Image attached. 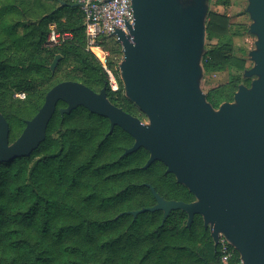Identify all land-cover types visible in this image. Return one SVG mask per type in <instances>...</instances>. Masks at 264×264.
Returning a JSON list of instances; mask_svg holds the SVG:
<instances>
[{"label":"trees","instance_id":"16d2710c","mask_svg":"<svg viewBox=\"0 0 264 264\" xmlns=\"http://www.w3.org/2000/svg\"><path fill=\"white\" fill-rule=\"evenodd\" d=\"M206 20L208 36L227 43L204 52L203 70L242 72L245 61L230 55L227 18L208 12ZM50 24L71 38L48 48ZM110 39L103 38L102 47ZM56 55L61 59L51 72ZM107 66L113 69L108 57ZM65 81L95 93L106 84L109 101L136 114L122 86L112 91L101 64L86 50L78 6L68 0H0V113L9 126V144L37 114L46 93ZM239 84L238 78L229 80L207 92L206 101L214 109L231 103ZM17 92L25 94L24 101L8 104ZM65 106L57 104L37 149L0 164V264H222L201 216L187 227L180 210L163 225L161 211L127 214L155 205L150 188L167 201L191 203L194 196L162 163L144 169L146 150L122 157L134 143L126 132L115 127L109 133L105 118L82 107L61 116ZM231 252L227 264H238V253Z\"/></svg>","mask_w":264,"mask_h":264},{"label":"water","instance_id":"95a60500","mask_svg":"<svg viewBox=\"0 0 264 264\" xmlns=\"http://www.w3.org/2000/svg\"><path fill=\"white\" fill-rule=\"evenodd\" d=\"M131 0L134 22L127 33L111 38L121 45L119 65L126 97L147 117L148 123L114 106L106 84L95 93L85 85L65 81L45 95L37 114L25 122L20 136L9 144V126L0 114V164L29 156L46 138V127L56 106L59 114L82 107L130 135L134 143L125 157L140 148L149 158L143 166L162 163L194 196L195 201L164 200L150 188L156 203L127 212L187 214L186 226L199 215L210 232L214 248L223 235L242 264H264V0H247L256 36L254 62L245 76H256L251 86H239L231 103L214 109L202 94L199 65L205 34L207 0ZM77 6V4H74ZM61 59L56 55L49 70Z\"/></svg>","mask_w":264,"mask_h":264},{"label":"rangeland","instance_id":"374dc122","mask_svg":"<svg viewBox=\"0 0 264 264\" xmlns=\"http://www.w3.org/2000/svg\"><path fill=\"white\" fill-rule=\"evenodd\" d=\"M189 0L185 3H188ZM207 12H214L219 15H223L227 18L229 24V37L230 42L228 43L231 46L230 55H233L237 58H241L245 61V69L242 72H238L235 69L227 68L222 72L216 73H207L203 70L202 67V56L207 49L215 48L221 44L227 43L226 39H218L217 37H209L206 29L203 39L202 46V56L199 62V65L202 69L201 79L199 81V88L206 96L207 92L212 89L219 88L225 85L229 80L233 78L239 79V86H244L249 88L253 80L257 79L256 76L247 77L245 76V71L252 69L254 62L250 57V52L256 49L255 43L257 38L255 35L249 32V26L253 23L249 14L246 11L248 2L247 0H207ZM206 17L204 19V27L206 25ZM104 50L108 53V58L113 67V74L117 86V90L122 86V95L130 101L124 91V86L120 77L119 65L123 59L122 47L118 44L115 39H110L103 42ZM50 48V47H48ZM112 49L117 50V53H113ZM40 90H44L41 88ZM116 90V91H117ZM18 93V92H17ZM9 97L7 103L12 106H17L18 102L24 101V99H19L15 95ZM109 100V99H108ZM131 102V101H130ZM135 106L136 114L134 117L138 118L142 123H148L147 117ZM1 114V113H0ZM2 115V114H1ZM55 136V135H53ZM15 142V141H14ZM13 143V142H12ZM11 143V144H12Z\"/></svg>","mask_w":264,"mask_h":264},{"label":"built area","instance_id":"2783aa9c","mask_svg":"<svg viewBox=\"0 0 264 264\" xmlns=\"http://www.w3.org/2000/svg\"><path fill=\"white\" fill-rule=\"evenodd\" d=\"M68 1L77 4L82 12L86 50L91 52L99 61L105 72L107 85L112 91H116L117 86L113 71L107 66L108 53L103 49L101 40L106 37L111 38V35L116 30L127 33V26H132L134 22L131 0ZM70 38V34H61L57 31L54 24H50L48 27L46 46L50 48L58 47ZM15 96L19 99L25 98L24 93H17ZM217 247H219L221 263L227 264L232 255V246L223 235H219ZM238 264H242V262L239 261Z\"/></svg>","mask_w":264,"mask_h":264},{"label":"flooded vegetation","instance_id":"af4514ba","mask_svg":"<svg viewBox=\"0 0 264 264\" xmlns=\"http://www.w3.org/2000/svg\"><path fill=\"white\" fill-rule=\"evenodd\" d=\"M106 120H107V119H106ZM107 121H108V120H107ZM108 123H109V122H108ZM194 201H195V198H194ZM194 201H193V202H194ZM204 229H205V228H204ZM207 230H208V229H207Z\"/></svg>","mask_w":264,"mask_h":264},{"label":"crops","instance_id":"0c3cea01","mask_svg":"<svg viewBox=\"0 0 264 264\" xmlns=\"http://www.w3.org/2000/svg\"><path fill=\"white\" fill-rule=\"evenodd\" d=\"M49 27V26H48Z\"/></svg>","mask_w":264,"mask_h":264}]
</instances>
